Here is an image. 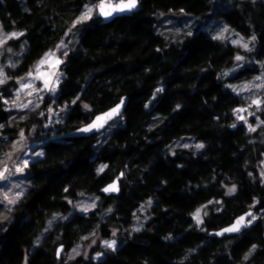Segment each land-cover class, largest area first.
<instances>
[{"label":"trees","instance_id":"obj_1","mask_svg":"<svg viewBox=\"0 0 264 264\" xmlns=\"http://www.w3.org/2000/svg\"><path fill=\"white\" fill-rule=\"evenodd\" d=\"M138 1L137 13L106 24L95 13L71 34L85 4L99 0H0V35L23 33L5 45L15 67H6L9 79L0 85L3 154L23 131L18 157L43 126L42 107H10L19 80L73 39L51 98L64 120L48 118L47 137L32 149L43 155L22 176L14 174L9 187L0 186V201L5 190L24 193L0 208V264H264V106L253 107L252 132L234 112L251 101L234 85L264 73V0H170L168 9ZM225 27L247 40L255 36L253 50L243 52L227 34L215 39ZM237 55L247 61L237 65ZM122 99L124 112L105 129L67 137ZM116 179L120 192L104 194ZM83 196L95 197V207L74 211ZM141 209L144 224L136 231ZM197 209L207 213L199 226ZM249 211L257 219L240 234L210 236ZM96 237L117 238L118 246H98L104 257L98 261L70 258Z\"/></svg>","mask_w":264,"mask_h":264},{"label":"snow or ice","instance_id":"obj_2","mask_svg":"<svg viewBox=\"0 0 264 264\" xmlns=\"http://www.w3.org/2000/svg\"><path fill=\"white\" fill-rule=\"evenodd\" d=\"M138 4V0H120L119 3H111L108 2V0H99L98 3L95 4H90V3H86L84 6V9L81 12V15L78 16L76 18V20L73 22L72 27L75 28L77 24L83 23L87 20H90L93 16L94 13L100 15V16H104L105 18L111 17L114 13L117 12H125V11H131L132 9L136 8ZM228 29L227 27L224 28L223 32H221V34L217 37H214L215 39H225L224 37V32H227ZM69 32H71V29H69ZM23 33L22 32H13L8 34L7 36H3L0 35V45H3L4 43L7 42L8 39H12V38H18L20 36H22ZM242 39H236L233 40L232 43L236 44V45H240L241 47H243L244 49L248 50L249 49V45L247 42H243L242 43ZM256 37L253 36L252 40H255ZM65 47L64 41L62 40L55 48V50H49L48 52H46L44 54V56L38 60L36 62V64L34 65V70H35V77L33 76V71L30 70L27 73V76L25 78H22V81L20 82L21 84V90L26 89V88H31L33 92L35 91H43V90H48L50 92H55L56 88L58 86L59 83V74L56 71H51V72H44L41 69L45 66L48 65L51 69H58L59 65L63 63V61L61 59H59L58 57H56V52L60 51L61 49H63ZM10 51V49H9ZM64 55H66V53H62ZM244 57L237 55L235 57L236 61H241L243 60ZM12 67H15V65H11ZM53 77H55V80H53ZM27 78H34V79H42L43 80V85L44 88L43 89H36L31 83H23V79H27ZM9 79V77L5 74L3 67L0 66V85L5 84L7 82V80ZM264 79V76H259L256 77V80H262ZM256 86V85H253ZM246 88L248 86H245ZM259 88L264 89V83L258 85ZM157 91H163V89H157ZM29 95L32 94V92L28 93ZM19 95V93H17V96ZM0 99H3L2 95H0ZM79 99V97H77V100ZM5 104H9L10 101L8 100H4L3 101ZM11 103L17 107V108H27L28 104H21V103H17L15 100L11 101ZM72 103H76V100H73ZM124 104V100L122 99L120 101V103H118L116 106H114L113 108H111L110 111L99 115L96 117L95 121L83 128H81L79 131L81 132H90L93 129H97L102 127V125L104 124V122L110 118H112L113 116L117 115L122 106ZM38 106V105H37ZM255 106L258 110L264 106V99H252L251 103L249 105V107ZM179 107V105L177 106ZM85 109L89 108V105L85 104L84 105ZM49 112H51V109H49ZM236 118L240 121H243L244 123H247V119L245 116L241 115L240 113L243 112H248L247 108H238L234 110ZM41 115H43V113H41ZM249 115H254V113H249ZM262 124H264V121H261ZM4 125H0V128H3ZM232 127H236L235 124L232 125ZM248 130L250 132L255 131L256 129L254 127H252L251 125L248 126ZM25 140V134L23 131H21L19 133V140H17L15 143L11 144V152L5 153L3 155V158L0 159V181H5L7 182L9 180V177L12 176L13 173V168L15 170V172H23L27 167H28V161L27 160H22V166H16V160L20 159V157H15V153L17 151H20L22 149V145L23 142ZM185 147H187V145H185ZM195 147L197 149L203 148L204 145L203 144H197L195 145ZM37 155L42 156L43 153H38ZM9 161H11V166L9 164ZM107 167L102 166L99 171L103 172L104 168ZM12 187L14 188H20V184L17 183L15 185H12ZM118 186L116 183L110 184L108 185L106 188L103 189L104 192H115L118 191ZM67 191V189H66ZM236 192V186L233 185L232 187H229L227 189V194L231 195L234 194ZM23 191H17L14 194H9V192L7 190H5L2 194V201H0V208L4 207L3 202H7V205H15L16 203L19 202V200L21 199V197L23 196ZM149 203H151V201H149ZM209 203H212V201H209ZM217 203H220L219 201H217ZM255 203H259L258 201L254 202L253 207L255 206ZM95 205H92V207H94ZM88 207L84 208V211H87ZM7 211H11V208H7ZM264 211V210H262ZM205 215H207V213H205ZM193 219L196 222V225L199 226L203 223V220L201 218V209H197L196 212L193 214ZM257 219L256 215L249 211L247 213H245L244 215L239 216L234 223H232L229 227L222 229L219 232L214 233L215 235L218 236H223L226 233H237L240 232L242 228L247 227L248 225H250L253 221H255ZM51 224V222H49V225ZM140 229L137 228L136 231H139ZM113 235H115V233H113ZM104 244L106 247L111 248L113 250H115L116 248V241L115 240H111V241H104ZM256 249V245L252 246V249H250V251L245 255L244 259L247 260L252 253L255 251ZM63 251V249H58V255L59 252ZM73 252H77V249H73ZM99 256V254H98Z\"/></svg>","mask_w":264,"mask_h":264},{"label":"rangeland","instance_id":"obj_3","mask_svg":"<svg viewBox=\"0 0 264 264\" xmlns=\"http://www.w3.org/2000/svg\"><path fill=\"white\" fill-rule=\"evenodd\" d=\"M152 1L153 0H145V3H146L145 6L148 7L150 2H152ZM170 2H171L170 0H157L156 1V5H159L161 8L168 9V8L171 7ZM94 14H93V16H94ZM93 16H92V18H93ZM89 21L90 20H87L85 22H89ZM85 22H83V23H85ZM83 23L77 24L76 26L83 25ZM72 33H75L74 28L71 29V34ZM223 34H227V36L230 38L231 42L233 40L242 38V36H240L238 33H233V32H229V31L224 32ZM7 35L8 34H5L3 36H7ZM12 39H15V38H12ZM8 40H11V39H8ZM8 40H7V42H8ZM72 41H73V39L70 40V43H69V41L68 42L64 41L65 47L63 49H61L60 51L56 52V57H58L59 59L64 61V59L68 56V53H70V51H72V49H73V42ZM251 41H252L251 39H249V40H247L245 38L242 39V43L243 42H247L248 43V45H249V49L248 50L244 49L240 45H238V46L242 49L243 52L253 50V48L255 46L252 45ZM6 43H4L3 45H0V66L3 67V70H4L5 74H6V67H12L11 65H14V62L11 61V58H12L11 56L12 55L10 54V53H12V49H10L7 46H5ZM9 49H10V51H9ZM62 53H66V55H64ZM3 54H5V56ZM241 56H243L244 59L241 60V61H238L237 65H242V64H244V62L247 61V58L245 57V55H241ZM62 64H60L58 69H55V70L51 69L48 65H45V66L48 67L49 70H45V67H43L41 70L44 71V72L56 71L59 74L60 73V69L62 67L61 66ZM35 75L36 74L33 73L34 77H35ZM260 76H264V73L261 74ZM54 79L55 78L53 77V80ZM21 81H22V79L19 80V82H21ZM41 82L43 83L42 79H34V78L23 79V83H31L36 89H39V85H40L39 83H41ZM262 83H264V79L259 80V81L254 79L251 82H245L243 84L234 85V88H235V90H237L238 92L243 94L245 97L250 98L251 100L252 99H264V89L258 87V85H260ZM2 85H4V84H2ZM253 85H256V86H253ZM245 86H248V87L246 88ZM43 88H44V85L42 86L41 89H43ZM29 92H32V94L29 95L28 94ZM18 93H19V95L16 96V98L14 100L17 103L28 104V107L27 108H17L11 103V105H10L11 108H13L15 111L31 110L33 108H37V104H38L37 99H38L39 95H41V91L33 92L31 88H26V89L21 90V84H20V88L18 90ZM250 103H251V101H250ZM253 107L254 106H252V107L248 106L247 107L248 112H243V113H240V114L245 116L247 120L250 119L252 115H249V113H253L254 112ZM250 123H249V121H247L248 126H249ZM251 126L256 129V126L252 125V123H251ZM182 145H187V146L190 147L191 145H193V143L192 142H188V141H184V142H182ZM39 153H41V152H39ZM37 154H38V152H35V153L33 152L32 153L31 151L30 152L28 151V153L24 154V157L26 156L25 159L28 161V165H29V163L33 162V160H35L36 157H40V155H37ZM261 170H262V174L264 176V165L261 168ZM28 173L26 175H24L22 178H19V179L23 180L25 177H27ZM96 202H97L96 198L93 197V196H91V197L83 196L82 198H80V200L77 203H73V208H74V211L89 212L93 208L92 205H96ZM85 207H88L87 211H84ZM141 210L142 211L139 212L137 214V217H136V221H138V222L136 224L135 230L137 228L142 227L143 224H144L143 215L145 214V212H144L143 209H141ZM204 215H205V211H203V209H201V218H202V220H203ZM56 218H58V217L54 216V218L50 219L49 222H52ZM106 240L107 241L115 240L116 241V247L118 246V239L117 238L100 240L99 238L96 237V238H93L87 244H84L81 248H78L77 252H73L72 251L69 256L71 258V257H78V256H81V255L82 256L84 255L85 258H88V259L90 258V259L98 261V260L104 258L103 255H102L103 253L101 251H94L98 246H99V248L104 249V250L105 249H109V250L111 249V248H108V247L105 246L104 241H106ZM111 250H113V249H111ZM98 254H99V256H98Z\"/></svg>","mask_w":264,"mask_h":264},{"label":"built area","instance_id":"obj_4","mask_svg":"<svg viewBox=\"0 0 264 264\" xmlns=\"http://www.w3.org/2000/svg\"><path fill=\"white\" fill-rule=\"evenodd\" d=\"M45 70H49L48 67L44 66ZM33 73H35V70H32ZM55 78V77H54ZM55 80V79H54ZM60 80V78H59ZM54 92H50L48 90H43L41 91V95H39L37 101H38V106L42 107L41 108V113H43V115L40 116V119L42 121L43 126L39 129L38 133H37V137H35V139L32 141V143L28 146L29 148L26 149L25 151L21 152V154L18 156L20 157V159L16 160V166H22V160H26L24 157V154L28 153V151L32 152L33 146L36 145L37 143H39V141H43V139H45L47 137V133H48V118H53V120L56 123H62L65 117V114H59L57 112H55V108H54V101L51 100L52 96H53ZM47 109H51V113H49V115H47L46 110ZM66 108H60L58 111L60 112H65ZM3 130V128H0V134L1 131ZM2 138V137H1ZM6 139V138H5ZM1 140V139H0ZM7 141V140H5ZM3 152L0 150V159L3 158ZM27 172V170L25 169L23 172H15L14 168H13V173L15 174V176H22L23 174H25ZM14 174L12 176L9 177V180L7 182L5 181H0V186L2 191L9 187L11 185V181L14 178Z\"/></svg>","mask_w":264,"mask_h":264},{"label":"water","instance_id":"obj_5","mask_svg":"<svg viewBox=\"0 0 264 264\" xmlns=\"http://www.w3.org/2000/svg\"><path fill=\"white\" fill-rule=\"evenodd\" d=\"M108 2H110V1L108 0ZM119 2H120V1H119ZM119 2H116V3H119ZM125 2H126V1H125ZM111 3H112V2H111ZM139 5H140V4H139V1H138L137 7L134 8V9H132L131 11L117 12V13H114L111 17H108V18H105L104 16H100V15H98V14H96V17L99 18V19H102L103 23L106 24V23H108V22H111V21L115 20L117 17L128 15V13H137V12L139 11V9H140V6H139ZM125 106H126V101L124 100V104H123V106H122L120 112H119L117 115L113 116L112 118L106 120V121L104 122V124L102 125V127L97 128V129H93L92 131H90V132H86V133H85V132H81V131H79L81 128L85 127V126H83V127L79 128V129H77V131H74V132H71V133L67 134V137H75V138H77V137H85V138H87V137H89V136H92V135H94V134L99 133L101 130L105 129V128L111 123V120H113V119H115L116 117L120 116V115L124 112V110H125V109H124ZM112 108H113V107H112ZM110 110H111V108H110ZM110 110H109V111H110ZM107 112H108V111H107ZM104 113H106V112H104ZM104 113H100L99 115H102V114H104ZM99 115H98V116H99ZM96 117H97V116H96ZM96 117H95L93 120H91L90 123H88V125L91 124V123H93V122L95 121ZM86 126H87V125H86ZM113 183H116L117 186H118V179L114 180ZM113 183H111V184H113ZM109 185H110V184H109ZM107 186H108V185H107ZM107 186H105L104 188H106ZM104 188H103V189H104ZM118 189H119V190H118V191H115V192H104L103 190H102V192H103L104 194H106V195H114V194H117V193L120 192V188H118ZM229 226H230V225H229ZM247 227H248V226H247ZM247 227L242 228L241 231H240V232H237V233H226V234H224L223 236H218V235H215L214 233H211L210 236H212V237H229L230 235H238V234H240L242 231H244ZM226 228H227V227H226ZM220 231H221V230H220ZM217 232H219V231H217ZM215 233H216V232H215ZM61 248H62V247H60V249H61ZM62 249H63V248H62ZM60 253H61V252H59V255H60ZM59 255H58V256H59Z\"/></svg>","mask_w":264,"mask_h":264},{"label":"crops","instance_id":"obj_6","mask_svg":"<svg viewBox=\"0 0 264 264\" xmlns=\"http://www.w3.org/2000/svg\"><path fill=\"white\" fill-rule=\"evenodd\" d=\"M40 84V83H39Z\"/></svg>","mask_w":264,"mask_h":264}]
</instances>
